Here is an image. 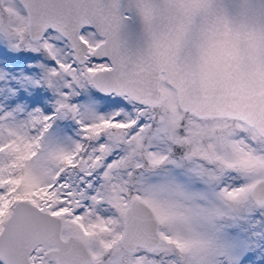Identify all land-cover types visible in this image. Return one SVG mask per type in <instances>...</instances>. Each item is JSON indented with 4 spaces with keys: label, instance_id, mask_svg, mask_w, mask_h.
<instances>
[{
    "label": "snow or ice",
    "instance_id": "snow-or-ice-1",
    "mask_svg": "<svg viewBox=\"0 0 264 264\" xmlns=\"http://www.w3.org/2000/svg\"><path fill=\"white\" fill-rule=\"evenodd\" d=\"M0 264H264V0H0Z\"/></svg>",
    "mask_w": 264,
    "mask_h": 264
}]
</instances>
